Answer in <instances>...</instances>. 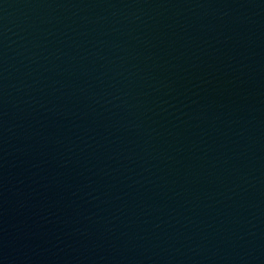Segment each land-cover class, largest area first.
Wrapping results in <instances>:
<instances>
[{
	"label": "water",
	"instance_id": "1",
	"mask_svg": "<svg viewBox=\"0 0 264 264\" xmlns=\"http://www.w3.org/2000/svg\"><path fill=\"white\" fill-rule=\"evenodd\" d=\"M0 264H264V0H0Z\"/></svg>",
	"mask_w": 264,
	"mask_h": 264
}]
</instances>
